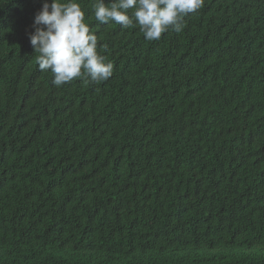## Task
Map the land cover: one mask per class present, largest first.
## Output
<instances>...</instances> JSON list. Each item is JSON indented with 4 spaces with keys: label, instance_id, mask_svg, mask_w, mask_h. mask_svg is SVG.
<instances>
[{
    "label": "trees",
    "instance_id": "obj_1",
    "mask_svg": "<svg viewBox=\"0 0 264 264\" xmlns=\"http://www.w3.org/2000/svg\"><path fill=\"white\" fill-rule=\"evenodd\" d=\"M44 2L0 0V264H264V0L154 41L78 0L113 74L61 87Z\"/></svg>",
    "mask_w": 264,
    "mask_h": 264
},
{
    "label": "clouds",
    "instance_id": "obj_2",
    "mask_svg": "<svg viewBox=\"0 0 264 264\" xmlns=\"http://www.w3.org/2000/svg\"><path fill=\"white\" fill-rule=\"evenodd\" d=\"M204 0H94L92 12L101 25L115 23L122 29L138 28L149 41L163 33L183 31V20L196 13ZM29 40L39 70L50 72L52 83L61 87L76 78L107 81L113 65L98 53V37L85 23L78 0H48L36 13Z\"/></svg>",
    "mask_w": 264,
    "mask_h": 264
}]
</instances>
